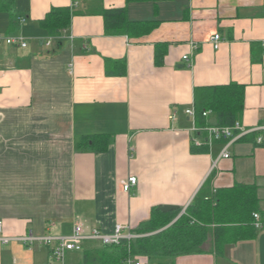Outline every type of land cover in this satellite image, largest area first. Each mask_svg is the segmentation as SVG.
<instances>
[{"label": "crops", "instance_id": "crops-1", "mask_svg": "<svg viewBox=\"0 0 264 264\" xmlns=\"http://www.w3.org/2000/svg\"><path fill=\"white\" fill-rule=\"evenodd\" d=\"M74 3L61 46L53 38L46 47L50 37L38 22ZM123 8L129 21L156 27L138 39L106 35L102 11ZM5 36L26 47L0 46L2 236L68 235L75 224L133 233L154 208L177 207L173 223L195 201L214 206L222 192L246 186L255 191L253 215L262 226L252 217L250 238L216 255L209 237L204 253L174 264H264V146L249 134L223 159L225 141L195 146L205 136L192 132L184 114L196 88L236 84L244 91L238 123L264 126V0H0ZM159 44L166 47L156 67ZM206 121L215 125L210 114ZM91 136L107 137V148L80 145ZM130 176L137 184L126 193ZM77 258L70 252L66 262ZM0 264H48V249L0 243ZM132 264L151 263L138 257Z\"/></svg>", "mask_w": 264, "mask_h": 264}, {"label": "trees", "instance_id": "trees-1", "mask_svg": "<svg viewBox=\"0 0 264 264\" xmlns=\"http://www.w3.org/2000/svg\"><path fill=\"white\" fill-rule=\"evenodd\" d=\"M153 0H126L128 3ZM2 9L7 10L4 6ZM75 7L52 8L38 22L39 28L56 47L61 46L60 37L68 29ZM104 32L108 36L123 35L138 39L148 35L157 25L154 21L131 22L125 9L104 10L101 13ZM166 45L159 44L154 50V65L160 67L164 61ZM243 87L236 84L196 88L193 95L196 127L207 125L204 112H210L215 125L232 127L239 122L244 109ZM109 139L105 136L83 137L80 145L94 152L104 151ZM256 210V196L253 188L234 186L222 192L217 203H197L187 207L175 222L177 211L162 213L152 209L149 219L142 223L134 234L140 236L130 242L101 246L95 242L84 243L78 258L72 264H132L135 258L144 257L151 264H174L178 257L204 253L203 246L212 239V250L216 255L223 253L224 247L250 238L254 228L253 213ZM214 226L211 230L209 227Z\"/></svg>", "mask_w": 264, "mask_h": 264}, {"label": "built area", "instance_id": "built-area-1", "mask_svg": "<svg viewBox=\"0 0 264 264\" xmlns=\"http://www.w3.org/2000/svg\"><path fill=\"white\" fill-rule=\"evenodd\" d=\"M72 6L76 7L77 3ZM24 21V20H21ZM53 38H47L44 42L46 47H50ZM221 38L218 34H214L210 38V43L214 50H217L220 46ZM5 44L7 46L17 45L21 48L26 47V42L20 37L5 36L0 37V46ZM192 50H196L194 44H190ZM184 61L188 60V57H183ZM184 114L191 118L194 122L195 111L194 107L191 106L184 111ZM210 112H204L203 116L208 117ZM174 119V115L171 116ZM192 132L197 134H204V140L200 141L195 139L193 141L195 146H207L212 147L215 142L225 141L223 150L220 157L228 159L230 154L228 147L249 134H256L255 142L257 145L264 146V126L256 127L252 129H245L239 123L234 124L232 127H221L217 125H207L204 127H196L195 124L192 126ZM137 184V179L134 176L128 177L122 183V189L124 192L129 193L133 187ZM256 222L254 223L255 228H260L262 224L258 222V216L253 215ZM140 236L132 233L125 232L124 227L121 225L115 226L112 234H104L98 229H90L82 224H75L71 233L68 235H45L35 236L31 232L26 235L17 238H8L2 236V224L0 223V243L7 245L11 242H18L24 246H33L35 244L44 246L48 249V264H67V255L70 252H81L84 243L95 242L101 246L118 245L122 241L130 242Z\"/></svg>", "mask_w": 264, "mask_h": 264}, {"label": "water", "instance_id": "water-1", "mask_svg": "<svg viewBox=\"0 0 264 264\" xmlns=\"http://www.w3.org/2000/svg\"><path fill=\"white\" fill-rule=\"evenodd\" d=\"M158 210L162 213H169L178 210L175 206H159Z\"/></svg>", "mask_w": 264, "mask_h": 264}, {"label": "rangeland", "instance_id": "rangeland-1", "mask_svg": "<svg viewBox=\"0 0 264 264\" xmlns=\"http://www.w3.org/2000/svg\"><path fill=\"white\" fill-rule=\"evenodd\" d=\"M74 262V260H72V263Z\"/></svg>", "mask_w": 264, "mask_h": 264}]
</instances>
